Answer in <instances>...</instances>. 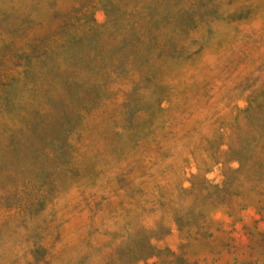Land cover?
Listing matches in <instances>:
<instances>
[{
	"label": "rangeland",
	"instance_id": "rangeland-1",
	"mask_svg": "<svg viewBox=\"0 0 264 264\" xmlns=\"http://www.w3.org/2000/svg\"><path fill=\"white\" fill-rule=\"evenodd\" d=\"M0 264H264V0H0Z\"/></svg>",
	"mask_w": 264,
	"mask_h": 264
}]
</instances>
